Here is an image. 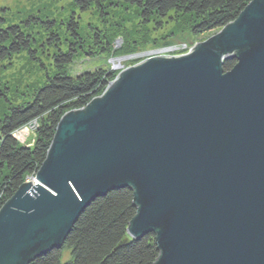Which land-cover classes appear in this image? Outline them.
I'll list each match as a JSON object with an SVG mask.
<instances>
[{"label": "water", "instance_id": "1", "mask_svg": "<svg viewBox=\"0 0 264 264\" xmlns=\"http://www.w3.org/2000/svg\"><path fill=\"white\" fill-rule=\"evenodd\" d=\"M122 188L136 210L127 237L153 234V264H264V0L63 114L35 176L0 208V264L60 249L85 208Z\"/></svg>", "mask_w": 264, "mask_h": 264}, {"label": "trees", "instance_id": "2", "mask_svg": "<svg viewBox=\"0 0 264 264\" xmlns=\"http://www.w3.org/2000/svg\"><path fill=\"white\" fill-rule=\"evenodd\" d=\"M250 1L73 0V5L80 13L96 10L102 15L106 10L118 6L133 8L143 23L154 20L159 27L162 20L171 15L186 17L191 35L199 37L215 33L233 22ZM49 23L35 20L25 30L16 25L0 28V66L22 53L35 57L34 37L26 32L34 25L44 26L48 33L51 31L49 44L58 49V53L52 56L53 74L47 76L22 102H9L6 93L0 89V103L8 102V110L0 122V208L22 184L35 176L45 160L62 115L83 108L91 99L99 96L118 74L97 69L72 76L68 69L76 56L83 53L93 57L99 51L108 57L121 59L131 57L142 49L136 44L114 52V47L104 33L100 36L95 34V47L91 46L81 37L79 22L71 17L66 24L71 41L67 50L61 51L59 39L52 29H48L52 25ZM234 65L233 60L224 62V72L231 70ZM30 126L35 137L33 144L27 145L15 135ZM132 199V192L127 188L96 198L80 214L63 246L30 264H153L158 257L153 234L139 240L127 237V226L136 214ZM65 254H68V258L63 260Z\"/></svg>", "mask_w": 264, "mask_h": 264}, {"label": "rangeland", "instance_id": "3", "mask_svg": "<svg viewBox=\"0 0 264 264\" xmlns=\"http://www.w3.org/2000/svg\"><path fill=\"white\" fill-rule=\"evenodd\" d=\"M71 17L79 22L81 37L91 46L95 47V34L100 36L104 33L114 47V52L136 44L142 48L140 52L120 61L99 51L93 57L80 53L68 69L72 76L97 69L119 73L149 56L183 55L214 33L194 37L188 29V19L176 15L162 20L160 27L154 20L143 23L136 9L124 6L106 10L102 15L96 10L80 13L74 7L73 0H0V28L16 25L25 30L35 20L49 21L52 25L48 29H52L59 39L61 51H66L71 41L66 31V24ZM26 32L34 37L35 57L22 53L0 66V89L13 104L22 102L47 76L53 74L52 56L58 53V49L49 44L48 36L51 31L48 33L44 26L34 25ZM7 110L8 102H1L0 122ZM15 136L27 145H32L35 137L32 126L20 130ZM67 255H64L63 260L68 258Z\"/></svg>", "mask_w": 264, "mask_h": 264}]
</instances>
